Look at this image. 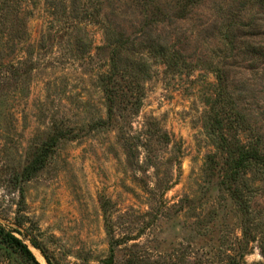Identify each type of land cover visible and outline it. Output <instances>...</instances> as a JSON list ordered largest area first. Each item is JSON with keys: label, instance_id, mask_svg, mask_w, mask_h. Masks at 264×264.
Masks as SVG:
<instances>
[{"label": "rangeland", "instance_id": "rangeland-1", "mask_svg": "<svg viewBox=\"0 0 264 264\" xmlns=\"http://www.w3.org/2000/svg\"><path fill=\"white\" fill-rule=\"evenodd\" d=\"M257 33L260 0H0V230L39 264H264V176L230 165Z\"/></svg>", "mask_w": 264, "mask_h": 264}, {"label": "trees", "instance_id": "trees-1", "mask_svg": "<svg viewBox=\"0 0 264 264\" xmlns=\"http://www.w3.org/2000/svg\"><path fill=\"white\" fill-rule=\"evenodd\" d=\"M260 1L262 4H264V0ZM250 22L251 24L244 25V27H248L250 30H253L258 26L257 24L254 25V21ZM262 35L264 34H254V36H256L258 39L254 42H252L251 40L247 42L248 47L251 49V51H249V54L251 55L252 53L254 55V61L248 66V68L253 71H257L259 68H256V64L261 61L263 63V68H261V72L257 71V73L261 74L260 78L264 80V38L262 37ZM244 91L247 92V85L244 86ZM256 109H259V106H256ZM260 109H264V107H260ZM249 112L250 110L245 108L240 118L241 131L244 134V137L241 140H237L239 145L234 148V156L232 157L233 161L230 163V165L232 170L237 175L241 174L245 177L250 169L256 167L257 172L264 176L263 136L260 135L259 132H257V130L254 128V125L251 123L253 115H250L249 117ZM259 117H262L264 121V113L259 114ZM254 138H256V142H254ZM44 164V157H38L28 167L25 168L22 174V178L24 180L31 179L34 174L42 169ZM0 238L9 248L17 250L28 260L34 262L35 264H39L29 247L22 240L16 238L11 233H4L2 230H0ZM34 246L38 247L35 243Z\"/></svg>", "mask_w": 264, "mask_h": 264}]
</instances>
